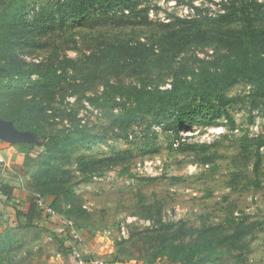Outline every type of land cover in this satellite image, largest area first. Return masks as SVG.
I'll return each mask as SVG.
<instances>
[{"label": "rangeland", "instance_id": "rangeland-1", "mask_svg": "<svg viewBox=\"0 0 264 264\" xmlns=\"http://www.w3.org/2000/svg\"><path fill=\"white\" fill-rule=\"evenodd\" d=\"M129 1L135 3L140 15L146 11V20L130 15L128 9L105 7L90 11L89 20L62 26L52 19L55 0L31 2L40 18L29 26L30 44L18 47L16 53L27 62L46 63L53 69L49 71V90L43 98H33L26 116L32 129L37 132L40 127L42 131L36 136L18 131L10 123L22 134L10 143L39 145L41 136L62 134L68 128L79 141L51 157L43 153L33 159L17 151L13 166L5 169L10 172L6 183L47 200L56 190L63 194L64 186L69 185L71 194L63 197L71 212L66 217L75 229L72 235L83 232L91 241L88 254H115L121 259L116 264H147L156 249L193 242L217 246L219 254L206 264H264V143L258 144L264 141L263 94L253 98L258 107L252 109L251 95L256 92L249 84L240 82L226 92L238 99L227 108L235 121L233 130L224 116L213 119V114L207 113L196 117L190 127L184 123L182 131L174 134L167 127L169 120L158 125L150 116L130 117L119 109L96 108L83 98L101 93L105 79L140 85L144 74L118 71L110 62L101 64L95 78L89 72L56 66L65 58L85 59L113 38L147 41L159 37L174 17L217 18L227 4V0H185L188 4ZM258 1L264 4V0ZM32 18L26 19L32 23ZM263 23L264 13L254 25ZM203 25L218 26L214 22ZM222 27L238 28L239 24ZM216 52L214 46L191 47L181 58L197 67L196 58L211 59ZM18 79L26 85L11 83L26 92L28 83L21 76ZM169 79L157 70L146 82L151 87L168 88ZM209 119H213L211 124ZM243 137L249 139L244 143L248 153L240 148ZM184 145L200 147L180 150ZM257 150L261 163L255 174ZM91 175L94 177L89 179ZM25 225L20 218L0 230L8 231L12 238L7 251L0 253V263L66 264V258L61 257L63 233L58 228L50 223ZM156 264L174 263L163 260Z\"/></svg>", "mask_w": 264, "mask_h": 264}, {"label": "trees", "instance_id": "trees-1", "mask_svg": "<svg viewBox=\"0 0 264 264\" xmlns=\"http://www.w3.org/2000/svg\"><path fill=\"white\" fill-rule=\"evenodd\" d=\"M34 1L0 0V119L10 122L18 131L30 132L37 136V132L42 130H39L40 127H37L39 128L37 132L32 129L29 119L26 118L28 105L33 98L45 96L49 90L47 82L51 80L49 71L53 68L42 62H27L16 53L18 47L29 45L33 39L29 36L28 29L30 24L37 22L35 19L40 18L38 11L36 12L37 8L31 6V2ZM177 1L188 4L185 0ZM105 7L128 9L130 15L147 19L146 11L140 15L135 3L129 0H55V16L52 19H57L60 25L66 26L71 22L89 20L90 11ZM223 7L224 11L217 18L174 17V21L164 25L166 31L159 37H152L147 41L113 38L97 53H92L85 59L65 58L59 60L56 66L85 74L89 72L95 78L101 64L110 62L118 71L129 69L134 74L145 75L140 85L115 84L105 79L101 93L83 96L88 104L96 108L119 109L130 117L150 116L158 125L169 120L167 127L174 134L182 131L184 123H188L187 126L190 127L196 117L207 113L213 114V119L224 116V121L233 130L236 128L235 121L227 108L238 102V99L229 97L226 92L240 82L249 84L256 92L251 95L252 109L258 107V102L253 98L258 94L264 95V23L260 27L254 25L264 13V4L258 0H227ZM30 16L33 17L32 23L26 19ZM209 22L217 23L218 26L204 27L203 24ZM237 23L238 28L222 27ZM205 46H214L217 52L210 57L211 59L196 58L194 61L198 63L197 67L191 66L188 60L181 58V55L191 47ZM157 70L162 76H169L168 88L147 85L148 77ZM20 76L29 85L28 90L23 93L21 92L24 87L17 89V86L11 83L19 82L26 85L22 79H18ZM3 80L8 83L4 84ZM213 119H209L208 123L211 124ZM40 140L42 143L39 145L14 143L13 147L34 159L43 153L50 157L60 155L67 145L79 141L77 134L70 128L62 134L41 136ZM248 140L243 137L240 148L244 153L250 152L244 144ZM263 143L264 141H258L259 146ZM197 147L200 146L184 145L179 149L195 151ZM254 157L253 172L257 174L261 163L258 150ZM93 177L94 175H91L89 179ZM36 178L39 179V175ZM258 184L256 182V185ZM1 189L5 197L1 203L16 210L17 205L12 201V187L1 185ZM70 192L69 185H65L63 194L56 190V195L50 200L39 194L53 209L54 216L39 211L33 202L36 194L30 195L28 192L25 197V203H29L28 212L24 214L16 210V216L25 219V226L38 227L50 223L63 233L61 246L66 261V256L71 254L73 249H77L83 255L91 242L83 232L78 235L81 241L84 237L88 239L87 243L82 241L78 244L73 238L72 231L75 229L71 224L68 225L66 217L71 212L66 208L68 203L63 197L65 194H71ZM35 210L38 215L35 214ZM11 241L8 231L0 233V253L7 251ZM218 254L215 244L193 242L174 249L168 247L156 249L149 255L147 264H156L163 260L174 264H206ZM83 259L86 264H90L93 259H100L104 264H116L121 261L115 254L100 256L96 251L84 255Z\"/></svg>", "mask_w": 264, "mask_h": 264}, {"label": "crops", "instance_id": "crops-1", "mask_svg": "<svg viewBox=\"0 0 264 264\" xmlns=\"http://www.w3.org/2000/svg\"><path fill=\"white\" fill-rule=\"evenodd\" d=\"M0 152L3 155L5 162L7 163V168H9L10 166L12 167L13 165L11 162L13 161V158L17 156V150L11 145L10 140L0 138ZM9 173L10 172H5L0 168V185H8V183H6V177L10 175ZM9 186L12 187V185ZM26 193V191L21 189H12V201H14V203L17 205L16 210L24 214H26L29 210V203H25V197L27 195ZM4 199L5 198H0V230L6 228L7 225L12 226L13 223H15L18 219L23 218H18L16 216V210L14 208L10 207L9 205L2 204L1 201H3ZM35 211V214L38 215L37 210ZM61 257L63 258L64 256L62 255ZM67 259L69 260L66 261L68 264H74V260L72 257Z\"/></svg>", "mask_w": 264, "mask_h": 264}, {"label": "built area", "instance_id": "built-area-1", "mask_svg": "<svg viewBox=\"0 0 264 264\" xmlns=\"http://www.w3.org/2000/svg\"><path fill=\"white\" fill-rule=\"evenodd\" d=\"M0 168L1 170L5 171L7 168V163L5 162L3 155L0 152ZM0 198H5L2 193L1 185H0ZM34 205L39 211H42L43 213H46L47 215L54 216L55 212L53 209L44 201V199L41 197V195L36 194L34 198ZM70 225V223H68ZM73 238L76 243L81 244V238L78 234H74ZM87 247L85 248L83 255L80 251L77 249H73L71 252L72 258L75 260L76 264H86L84 262L83 256L88 254ZM90 264H104L100 259H93Z\"/></svg>", "mask_w": 264, "mask_h": 264}, {"label": "water", "instance_id": "water-1", "mask_svg": "<svg viewBox=\"0 0 264 264\" xmlns=\"http://www.w3.org/2000/svg\"><path fill=\"white\" fill-rule=\"evenodd\" d=\"M0 138H5L10 141L18 138H22V134L13 130L10 122H6L0 119Z\"/></svg>", "mask_w": 264, "mask_h": 264}]
</instances>
